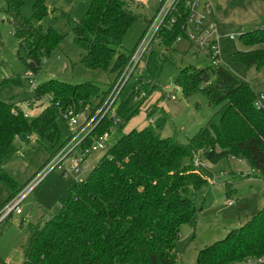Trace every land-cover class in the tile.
Returning <instances> with one entry per match:
<instances>
[{
    "label": "trees",
    "instance_id": "trees-1",
    "mask_svg": "<svg viewBox=\"0 0 264 264\" xmlns=\"http://www.w3.org/2000/svg\"><path fill=\"white\" fill-rule=\"evenodd\" d=\"M4 1L8 22L24 54L22 60L27 70L36 74L59 48L63 36L50 26L45 29L34 24L49 16L46 0H32L30 20L21 13L24 0ZM52 12L71 27L82 50V64L89 69L107 70L114 61L112 72L117 81L133 54L118 50L135 21L130 1L94 0L85 17L77 22L65 12ZM176 12L177 21L158 32L159 45L167 50L184 34L183 6H178ZM240 38L247 50L232 58L248 68L262 69L264 29ZM157 56L152 50L147 58L144 72L149 79L141 74L137 88L124 99L118 97L115 109L121 122L114 126L113 119L104 117L85 139V147L113 127L122 131L140 111L156 88L153 81L160 71ZM217 59L205 68H181L175 79L185 98L201 92L210 106L219 107L207 125L186 144L173 137L162 138V119L155 126L123 133L88 178L76 180L67 200L53 214L44 213L38 223L28 227L22 264H177L173 253L180 228L196 214L194 193L208 185L203 168L195 165L196 158L202 156L212 165L229 157L244 158L252 174L264 180V103L256 107L260 94ZM115 83L102 90L90 82L70 85L49 80L30 91L28 101L38 102L36 108L42 107L31 118L24 117L18 104L0 99V183L11 190L10 199L27 185L18 184L3 167L16 137L35 136L41 147L55 149L61 141L58 118L68 111L79 115L89 110L93 115ZM57 151L52 152L51 159ZM232 193L234 190H228L227 197ZM248 260H262L259 264H264V206L222 240L199 250L195 264H245Z\"/></svg>",
    "mask_w": 264,
    "mask_h": 264
},
{
    "label": "rangeland",
    "instance_id": "rangeland-1",
    "mask_svg": "<svg viewBox=\"0 0 264 264\" xmlns=\"http://www.w3.org/2000/svg\"><path fill=\"white\" fill-rule=\"evenodd\" d=\"M93 1L46 0L49 16L43 22H34V24L42 25L45 29L52 27L63 36V41L45 60L38 73L33 74L27 70L22 60L24 54L19 51L14 28L8 22V16L4 11L5 1L0 0L1 100L16 103L25 111L30 89L49 80L70 85L90 82L99 85L102 90H107L116 82L117 75L112 72L114 61L107 70L89 69L82 64V50L75 42L71 27L65 19L57 17V12H52L54 9L65 12L77 22L85 17ZM129 1L135 21L125 34L121 48L118 49L126 54L134 52L137 45L145 38L150 30H148L149 21L155 17L160 6V0ZM221 4H224V9L221 10L217 23L219 36L217 61L248 81L256 94H260L264 99V67L260 70L255 67L248 68L232 58L235 53L247 50L241 42L242 34L264 29V0H221ZM21 13L25 19H32V0H24ZM189 33L190 30L184 31L169 50L161 47L157 42L154 43L153 50L158 55L157 61L160 67L153 81L155 90L149 94L140 111L126 123L122 131L118 127L111 129L104 149L89 152L86 159L89 170L69 175H63L59 169L49 171L42 182L20 204L22 214L14 213L0 223V264L23 263V245L28 238V227L38 223L44 212L47 216L53 214L54 210L67 200L76 180L84 181L88 178L92 168L123 133L150 125L155 126L158 120L162 119V130L159 131L162 138L173 137L179 143L186 144L188 139L207 125L219 107L210 106L201 92L185 98L175 80L181 68L190 65L205 68L213 63V59L207 54L191 47L188 40ZM230 36L234 39H230ZM146 61L147 59L144 58L139 65L142 74H145ZM29 72L32 77L25 78V74ZM135 76L130 79L121 94L123 99L139 85V82L135 81ZM144 79L148 80L149 76L145 74ZM36 103L39 105L38 102ZM43 103L46 104V101ZM37 104H32L31 108L34 111L29 112L31 116L41 111L42 107L36 108ZM90 114L91 111H87L86 115ZM57 125L61 133V141L55 149H51L48 145L41 147L35 136L16 137L10 154L3 162V167L18 184L31 182L34 179L33 175L39 174L49 163L52 152H56L70 139L72 133L69 124L63 118H58ZM199 157L203 162L205 161L202 156ZM205 163L207 164L206 161ZM203 172L207 177L208 185L194 193L196 214L180 228L179 240L173 253L177 264H195L199 250L222 240L227 231L242 226L246 216L264 206V180L252 174L246 159L225 158L217 165L203 168ZM226 185H229V189H226ZM228 190H234L231 197H227ZM11 195V190L0 183V212L12 201Z\"/></svg>",
    "mask_w": 264,
    "mask_h": 264
},
{
    "label": "built area",
    "instance_id": "built-area-1",
    "mask_svg": "<svg viewBox=\"0 0 264 264\" xmlns=\"http://www.w3.org/2000/svg\"><path fill=\"white\" fill-rule=\"evenodd\" d=\"M182 5L184 10V24L183 30H190L188 40L192 48L197 51L207 54L212 59L219 56L218 47V26L215 20V9L209 0H160L159 9L155 17L148 25L149 32L145 38L137 45L129 64L122 72L121 76L116 81L112 91L107 96L102 105L92 115L81 113L75 115L73 111H68L62 114V118L69 124L72 133L70 139L62 146L55 156L49 161L44 169L37 174L31 182L8 204L2 212H0V223L12 214L21 215L20 204L30 195L34 189L42 182L49 171L59 169L63 175L77 174L79 172H87L89 167L87 165V156L91 150L104 149L105 144L108 143L109 134L105 133L100 139L95 141L90 147H85V139L92 133L99 122L106 116L114 120V126L118 125L121 120L117 118L116 102L118 97L123 93L127 83L135 76V81H138L141 72L139 65L144 58H148L150 52L153 50L154 43L160 42L158 32L169 24H174L177 20L178 6ZM175 13V15H174ZM183 16V13L181 14ZM151 27V28H150ZM152 33V34H151ZM230 39H234L230 36ZM218 60V59H217ZM218 62V61H216ZM32 74L26 73L25 78H31ZM34 89V88H32ZM30 89V91L32 90ZM264 99L259 97L256 102V107H262ZM32 102L27 101L26 109L24 111L25 118H31L29 114L33 108ZM34 111V110H33ZM86 116H85V115ZM34 116V115H33ZM82 119V121H80ZM195 165L202 168H210L212 164L203 162L200 157L196 158ZM94 168V167H93ZM92 168V169H93ZM262 260L254 261L248 260L245 264H259Z\"/></svg>",
    "mask_w": 264,
    "mask_h": 264
},
{
    "label": "crops",
    "instance_id": "crops-1",
    "mask_svg": "<svg viewBox=\"0 0 264 264\" xmlns=\"http://www.w3.org/2000/svg\"><path fill=\"white\" fill-rule=\"evenodd\" d=\"M212 4H213V7H214V9H215V20H216V22L218 23V18H220V16H221V10L222 9H224V4H221V0H209ZM217 3V4H216ZM223 5V6H222ZM220 10V11H219ZM260 29H262V28H260ZM249 50V49H248ZM167 88V87H166ZM159 107V106H158ZM153 120V119H152ZM36 174V173H35ZM33 175L34 177L37 175ZM32 176V177H33ZM32 177L30 178V179H32ZM28 182V181H27ZM45 213V212H44ZM253 213V212H252ZM251 213V214H252ZM250 214V215H251ZM249 216V215H248ZM248 216H246V221H247V219H248ZM245 221V222H246ZM226 233H228V231L226 232Z\"/></svg>",
    "mask_w": 264,
    "mask_h": 264
}]
</instances>
